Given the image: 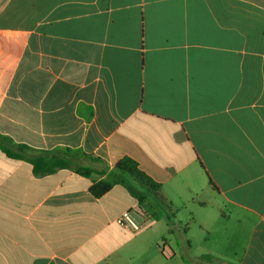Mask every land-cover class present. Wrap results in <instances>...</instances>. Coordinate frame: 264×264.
<instances>
[{"label":"crops","instance_id":"1","mask_svg":"<svg viewBox=\"0 0 264 264\" xmlns=\"http://www.w3.org/2000/svg\"><path fill=\"white\" fill-rule=\"evenodd\" d=\"M0 264H264V0H0Z\"/></svg>","mask_w":264,"mask_h":264},{"label":"trees","instance_id":"2","mask_svg":"<svg viewBox=\"0 0 264 264\" xmlns=\"http://www.w3.org/2000/svg\"><path fill=\"white\" fill-rule=\"evenodd\" d=\"M7 154L10 156H14V154L10 151H7ZM65 166H67L65 163L60 162L55 165V168H60V167H65ZM116 167L120 170L129 172L131 175H133L136 179L140 180L145 185H148L151 188H157V185L149 177H147L144 173H142L141 171L137 169L136 162L133 161L132 159H129V158L124 159L123 161L119 162L116 165ZM52 170L53 168H46V169H41V170L36 168V172L38 174H45V173L51 172ZM76 170L84 175H90L93 172L89 168L87 169L78 168ZM111 186H112V183L110 182L100 181L94 184L91 187L90 191L94 196L100 197L103 194H105L108 190H110Z\"/></svg>","mask_w":264,"mask_h":264},{"label":"built area","instance_id":"3","mask_svg":"<svg viewBox=\"0 0 264 264\" xmlns=\"http://www.w3.org/2000/svg\"><path fill=\"white\" fill-rule=\"evenodd\" d=\"M144 220L141 215L134 211H125L116 218V224L122 228L133 232H139L142 229L141 221Z\"/></svg>","mask_w":264,"mask_h":264}]
</instances>
